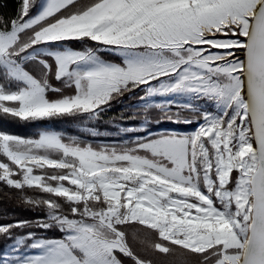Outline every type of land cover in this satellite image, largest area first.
<instances>
[{
  "label": "snow or ice",
  "instance_id": "obj_1",
  "mask_svg": "<svg viewBox=\"0 0 264 264\" xmlns=\"http://www.w3.org/2000/svg\"><path fill=\"white\" fill-rule=\"evenodd\" d=\"M0 119L77 125L0 128L36 214L0 212V264H264V0H19Z\"/></svg>",
  "mask_w": 264,
  "mask_h": 264
},
{
  "label": "trees",
  "instance_id": "obj_2",
  "mask_svg": "<svg viewBox=\"0 0 264 264\" xmlns=\"http://www.w3.org/2000/svg\"><path fill=\"white\" fill-rule=\"evenodd\" d=\"M19 0H0V12H2L5 16H12L15 14L17 7H18ZM128 101L125 100V104ZM123 105H117L116 109L113 112L109 113V116L118 115L119 109L122 108ZM108 117H105V121H102L99 127L101 130H111L112 125L108 124L107 121ZM131 123V122H129ZM139 123V122H136ZM51 127L55 128L56 130H64L68 132H75L77 131V125L73 123H69L66 121H44L38 122L37 124H28V123H20L15 121H5L0 119V128L6 129L14 134L24 136V137H32L38 131L41 130L42 127ZM153 131L159 133L160 131L164 130H181L184 126H176L173 124H161V125H151ZM190 130V129H189ZM6 211L8 215V219H31L36 214L27 211L23 207L19 206L15 201H9L7 198L0 195V212ZM180 257L177 255L170 256L168 258L169 261H176L178 264Z\"/></svg>",
  "mask_w": 264,
  "mask_h": 264
}]
</instances>
